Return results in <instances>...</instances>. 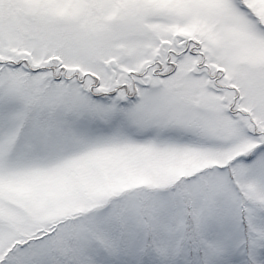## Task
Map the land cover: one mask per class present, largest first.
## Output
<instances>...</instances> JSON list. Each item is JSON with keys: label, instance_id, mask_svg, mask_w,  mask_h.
<instances>
[{"label": "snow or ice", "instance_id": "obj_1", "mask_svg": "<svg viewBox=\"0 0 264 264\" xmlns=\"http://www.w3.org/2000/svg\"><path fill=\"white\" fill-rule=\"evenodd\" d=\"M0 264H264V0H0Z\"/></svg>", "mask_w": 264, "mask_h": 264}]
</instances>
